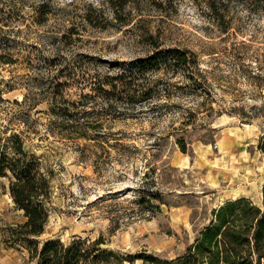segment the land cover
<instances>
[{
	"label": "rangeland",
	"instance_id": "rangeland-1",
	"mask_svg": "<svg viewBox=\"0 0 264 264\" xmlns=\"http://www.w3.org/2000/svg\"><path fill=\"white\" fill-rule=\"evenodd\" d=\"M42 1L0 0L11 11L7 32L0 33V47L9 48L0 49V116L9 122L28 115L27 125L10 124L24 131L27 149L52 184L45 232L9 247L8 229L24 218L9 179L0 176V264H37L29 259L35 245L100 235L123 253L173 256L227 199L261 203V7L247 0H48L53 11L39 23ZM175 47L194 52L198 63L143 76L154 93L135 106L104 111L103 104H88L89 138L63 131L53 113L64 106L62 96L75 101L82 92L95 94L91 84L106 75L136 73L140 60Z\"/></svg>",
	"mask_w": 264,
	"mask_h": 264
},
{
	"label": "trees",
	"instance_id": "trees-1",
	"mask_svg": "<svg viewBox=\"0 0 264 264\" xmlns=\"http://www.w3.org/2000/svg\"><path fill=\"white\" fill-rule=\"evenodd\" d=\"M247 2L264 10V0ZM125 4L118 5L123 7ZM211 7L218 11L214 4ZM52 9L48 0L38 3V22L47 21ZM10 14V9L5 10V7L0 6V33L7 32L5 27L9 26ZM85 17L95 27L99 26L96 18H92L89 13ZM4 37L10 41V37ZM64 37L67 35L63 34ZM7 45H1L0 49H9ZM5 62L13 63L14 60ZM197 63L198 57L191 50L176 47L157 49L137 63L136 73L108 74L98 80L97 86L91 84L95 94L82 92L81 97L75 101L62 96L59 102L64 106H60L58 111L54 109L53 113L62 120L63 131L68 135H73L71 137L74 139L89 138V118L93 107H88V104H103L104 111H110L120 104L130 107L143 103L151 99L154 93L152 86L139 80L143 76L167 65L186 66ZM3 119L0 116V176L9 179L11 196L16 209L22 211L24 218L8 229L9 235L5 238L9 247H15L18 240L38 237L45 232L49 221L48 201L52 195V184L51 175L42 170L38 157L27 149L24 131L18 132L10 124L18 119L27 125L28 115L19 113L10 116L9 122ZM177 141L181 150L187 152L184 138H178ZM258 149L264 155V134L258 142ZM29 255L30 261L36 259L37 264H264V183L261 203L247 196L227 199L212 210L209 223L199 231L195 240L173 256L149 250L123 253L110 247L103 235L95 239L76 237L69 242L48 240L41 248L37 245L31 247Z\"/></svg>",
	"mask_w": 264,
	"mask_h": 264
}]
</instances>
